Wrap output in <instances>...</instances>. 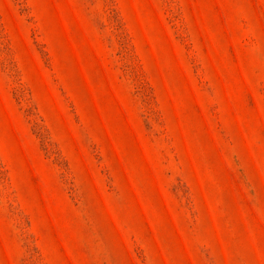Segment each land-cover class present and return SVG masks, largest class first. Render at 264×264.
Here are the masks:
<instances>
[{"label":"rangeland","instance_id":"1","mask_svg":"<svg viewBox=\"0 0 264 264\" xmlns=\"http://www.w3.org/2000/svg\"><path fill=\"white\" fill-rule=\"evenodd\" d=\"M0 264H264V0H0Z\"/></svg>","mask_w":264,"mask_h":264}]
</instances>
